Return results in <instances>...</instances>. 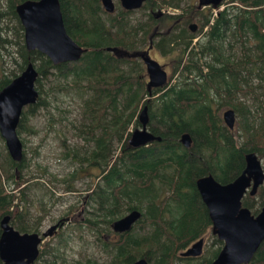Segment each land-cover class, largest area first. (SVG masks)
Instances as JSON below:
<instances>
[{"label": "trees", "instance_id": "trees-1", "mask_svg": "<svg viewBox=\"0 0 264 264\" xmlns=\"http://www.w3.org/2000/svg\"><path fill=\"white\" fill-rule=\"evenodd\" d=\"M19 1L0 0V47L13 40L19 57L17 69L8 75L0 58V87L31 61L37 70L38 95L22 107L16 126L21 158L11 159L0 143V217L9 214L19 231H39L41 215L34 217L31 212L29 192L37 188L41 197H49L54 193L52 181H59L65 191L86 190L81 199L85 216L71 220L67 237L72 231L88 230L101 256H86L84 263L67 262L56 243L46 240L38 245L34 262L125 264L143 256L147 264H207L222 241L211 233L195 178L210 173L226 182L243 168L246 151L264 156V0H227L216 11L197 7L194 0H143L139 8L129 10L116 4L114 13L106 12L100 0H58L66 32L85 49L77 60L55 64L42 52L25 48L14 10ZM159 6L179 11L154 9ZM150 9L160 14L154 17ZM193 19L197 29L192 32L187 23ZM155 24L150 40L168 58L171 69L167 81L148 92L143 62L131 53L147 45ZM107 46H114L117 53ZM58 93L74 99L76 105L72 120L63 124L72 140L60 128L64 115L57 112L53 118L49 107ZM143 103L146 127L160 139L130 146L127 138L139 124L137 111ZM227 107L234 111L236 136L234 124L226 126L220 114ZM38 112L49 118L47 129L60 136L59 156L68 162L61 176L38 163V174L29 173L31 157L25 155L22 133H38L40 128L29 118ZM52 123L60 126L53 128ZM183 131L190 135L188 146L179 141ZM36 148L30 149L32 157ZM88 167L95 172L84 170ZM43 174L49 182L29 180ZM82 176L88 181L76 187L74 182ZM38 202L44 212L45 202ZM263 203L264 182L253 194L241 196V204L253 214ZM131 208L138 209L140 216L130 228L111 229L110 222ZM206 232L212 240L204 248L202 244L200 254L180 255ZM56 237H63L61 230ZM240 264H264V238L250 260Z\"/></svg>", "mask_w": 264, "mask_h": 264}, {"label": "water", "instance_id": "water-1", "mask_svg": "<svg viewBox=\"0 0 264 264\" xmlns=\"http://www.w3.org/2000/svg\"><path fill=\"white\" fill-rule=\"evenodd\" d=\"M143 0H119L123 8H136ZM220 0H197V6L211 5L215 7ZM105 10H111V0H101ZM14 10L22 25L23 44L26 49H36L45 54L55 64L62 61H75L85 47L79 45L66 32L58 0H21ZM160 13V11H159ZM194 23H189L192 29ZM106 49L117 53L114 46ZM125 54L126 51H122ZM138 55L145 67V87L161 86L166 82L167 73L162 65L150 57L147 50L131 53ZM37 70L31 61L25 63L18 74L0 87V137L3 140L9 157L19 160L22 156V143L16 132V126L22 107L33 103L38 95L34 82ZM147 108L143 103L137 113L139 126L130 130L127 143L130 146L145 144L152 139H160L159 135L146 128ZM222 119L231 128L234 123L232 108L222 110ZM184 146L190 144L187 131L179 136ZM264 180V170L260 159L253 150L244 153V166L240 172L226 182L216 180L210 173L199 175L194 183L201 201L204 203L210 219L211 233L221 239L222 244L215 256L207 264H240L247 263L253 252L264 238V203L255 213L241 204V196L248 190L255 192L259 183ZM249 188V189H248ZM140 216V211L131 208L124 214L114 218L110 226L114 231L123 232L130 228ZM61 219L50 224L40 233L37 231H19L9 221V214L0 217V260L2 264H33L38 254V244L43 237L51 234ZM203 237L192 241L180 251V255L195 256L202 250ZM125 264H147L145 257L140 256Z\"/></svg>", "mask_w": 264, "mask_h": 264}, {"label": "rangeland", "instance_id": "rangeland-1", "mask_svg": "<svg viewBox=\"0 0 264 264\" xmlns=\"http://www.w3.org/2000/svg\"><path fill=\"white\" fill-rule=\"evenodd\" d=\"M190 1V0H186ZM196 0H194L195 2ZM220 5L218 7H214L211 10L219 9L222 7V5L227 3V0H220ZM159 8L162 11H174L178 12V9L175 8H169V7H164V6H159L154 9ZM137 11L136 13H138ZM143 19V18H140ZM195 20V19H193ZM143 21V20H142ZM195 22H197L195 20ZM17 45L13 43V40H11L10 44H6L4 47H0V52L4 53L2 57V64L5 66V71L8 73L15 71L17 69L15 61H19L18 57V52H17ZM10 52L12 55L9 57L6 52ZM149 53L151 56H153L155 59H157L159 62H161L163 67L165 68L167 74L169 73L171 66L168 61V58L162 55L156 48H152L149 50ZM1 70V68H0ZM10 70V71H9ZM20 71L18 70L17 73ZM10 76V75H9ZM12 77V76H11ZM44 83V82H43ZM45 86V84H44ZM75 97V96H74ZM64 98V99H63ZM74 99L70 100L68 97H65L62 93H58L57 99L52 100L50 102V110L52 114H54L53 118H56V113L59 112L61 115H64L63 119L61 120L60 124H62V133L67 136V140H72V136L70 135L71 131L70 129H66L65 126L63 125L64 122H67L69 120H72V116L75 114L76 110V105L73 102ZM56 105V106H54ZM25 106V105H24ZM65 109V111H59ZM37 109L41 112L43 109L42 107H37ZM222 111V110H221ZM138 112V111H137ZM221 114V112H220ZM30 120H34L36 122L35 124L40 128L37 134H28V133H22L26 137V141L24 143L23 148L25 149V155L30 156V163H29V173H36L38 174V171L36 170V163L39 165H45L47 172L51 173H56V176H61L62 173L65 171L67 163L65 159H61L59 156V151H60V141L59 137L57 135L58 131L55 132L53 129H47L48 128V121L46 123V120L49 119L47 116L40 114L39 112L34 115L29 117ZM53 124V123H52ZM59 124V126H60ZM234 124V135L236 136V124ZM54 127H59L57 123H54L51 125ZM136 126H139L136 125ZM134 126V127H136ZM133 128V127H132ZM131 128V129H132ZM0 143L2 146H4L3 140L0 137ZM37 145V151L38 153L34 155L33 157L30 155L32 152L30 151L31 147ZM5 148V146H4ZM260 163L264 169V156H260ZM92 168H87L84 169L86 171H90ZM92 173L95 172V169L93 168ZM82 174L84 171L81 172ZM80 174V175H82ZM85 174V173H84ZM48 175L43 174L41 176H37L29 180L33 179H39L43 180L46 182L48 181ZM82 180H76L74 182L76 187L82 188L84 185L85 181H88L89 177L82 176ZM49 182V181H48ZM54 184L53 191L54 193L51 196H40V193H38V189L36 188L35 190H30L29 195H30V202L29 208L31 212L33 213L34 217L37 216L38 214L41 215L40 222L37 223L38 229L39 230H44L49 224L53 223L58 217L60 216H67V220L64 221L62 226L57 228L51 235H48L44 237L42 243L46 240H50L52 243H56L59 249V253L61 256H63V259H65L67 262H71L72 260H79L80 262L84 263V259L86 256L89 257H94V256H101L99 253H97V249L93 243V237L91 236L92 234L88 230H82L81 233L79 234L78 232L72 231L70 235L67 237V231L72 229L71 220L75 219H81L85 216V211H84V205L82 204V196L85 194L86 190L84 189H79L76 191H65L62 189L63 182L59 181H52ZM50 184V183H49ZM20 184L19 186H21ZM8 184H5V187L8 188ZM55 196H59L58 198ZM41 197V198H40ZM43 200L45 202V211H41L40 206H39V200ZM56 199V200H55ZM17 201V200H16ZM20 208L17 207V209ZM81 209V210H80ZM81 211V212H80ZM62 231V236L63 237H56V234L58 231ZM59 239V240H58ZM212 240V235L210 232H206L204 238H203V248L205 244L210 245V241ZM41 243V246H42ZM207 245V246H208ZM78 258V259H76ZM101 259V257H99ZM60 258L56 259V263H58ZM35 264H44L40 259L35 261Z\"/></svg>", "mask_w": 264, "mask_h": 264}, {"label": "flooded vegetation", "instance_id": "flooded-vegetation-1", "mask_svg": "<svg viewBox=\"0 0 264 264\" xmlns=\"http://www.w3.org/2000/svg\"><path fill=\"white\" fill-rule=\"evenodd\" d=\"M112 1V3H113V8L111 9V10H105L104 8V10L106 11V12H109V13H114L115 12V5L116 4H119L120 5V3H119V0H111ZM100 3H101V0H100ZM142 4V3H141ZM102 5V4H101ZM121 6V5H120ZM141 6V5H140ZM139 6V7H140ZM203 6H211V5H203ZM103 7V6H102ZM139 7H136V8H139ZM197 7H199V6H197ZM201 7V6H200ZM121 8H123L122 6H121ZM123 9H126V8H123ZM129 9H134V8H128L127 10H129ZM150 11H151V13H152V15L154 16V17H157V15H159L160 13H159V11H157V10H151L150 9ZM17 15V14H16ZM18 17V16H17ZM189 23H191V22H188L187 23V26L189 27ZM194 23V26H193V28L192 29H190V31H195L196 29H197V23L196 22H193ZM152 29H151V31H150V33H149V35H148V43H147V45L144 47V48H142L141 50H147V52H148V54H149V56L150 57H152V58H154L153 56H151L150 55V53H149V50L150 49H154L155 47H154V45H152V42H151V35H152V33H155L156 31L155 30H157V24H155V25H153L152 27H151ZM112 52V51H111ZM114 53V52H113ZM114 54H116V53H114ZM155 59V58H154ZM157 60V59H156ZM142 61V60H141ZM158 61V60H157ZM159 62V61H158ZM161 65H163L161 62H159ZM163 67V66H162ZM143 68H144V73H145V82H146V79H147V77H146V72H145V67H144V64H143ZM164 68V67H163ZM165 69V68H164ZM223 110V109H222ZM221 114H222V111H221ZM221 117H222V115H221ZM223 120V119H222ZM264 182V180L261 182V183H259V184H262ZM258 184V185H259ZM258 185H257V187H258ZM257 187H256V190H257ZM249 189V188H248ZM255 190V191H256ZM245 192H248V190H246ZM253 194V193H252ZM261 207V206H260ZM260 209V208H259ZM81 210V209H80ZM81 212V211H80ZM58 219H61V224L59 225V227L60 226H62V224L64 223V221L65 220H67V219H69V218H67V216L65 215V216H60V217H58L54 222H56ZM53 222V223H54ZM111 223V222H110ZM52 224V223H51ZM50 225V224H49ZM58 227V225L56 226V228H59ZM112 229V228H111ZM57 230V229H56ZM42 230H39L38 231V233L39 232H41ZM54 232V230H52V232H51V234ZM50 234V235H51ZM191 243V242H190ZM189 243V244H190ZM188 244V245H189ZM187 245V246H188ZM185 256H187V255H185ZM191 256V255H190Z\"/></svg>", "mask_w": 264, "mask_h": 264}]
</instances>
